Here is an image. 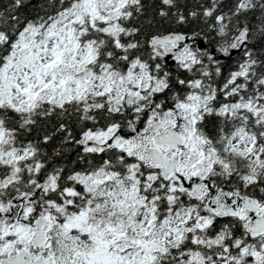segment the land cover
<instances>
[{"label":"snow or ice","instance_id":"6c2138e0","mask_svg":"<svg viewBox=\"0 0 264 264\" xmlns=\"http://www.w3.org/2000/svg\"><path fill=\"white\" fill-rule=\"evenodd\" d=\"M0 264H264V0H0Z\"/></svg>","mask_w":264,"mask_h":264}]
</instances>
